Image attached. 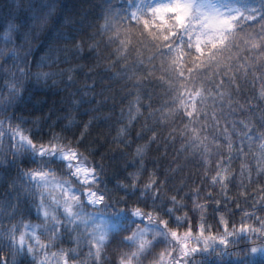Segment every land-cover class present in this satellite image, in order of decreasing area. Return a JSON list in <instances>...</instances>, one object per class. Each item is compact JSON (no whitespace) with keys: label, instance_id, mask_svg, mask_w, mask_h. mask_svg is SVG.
<instances>
[{"label":"snow or ice","instance_id":"1","mask_svg":"<svg viewBox=\"0 0 264 264\" xmlns=\"http://www.w3.org/2000/svg\"><path fill=\"white\" fill-rule=\"evenodd\" d=\"M22 7L66 67L0 75V264H264V0Z\"/></svg>","mask_w":264,"mask_h":264},{"label":"clouds","instance_id":"2","mask_svg":"<svg viewBox=\"0 0 264 264\" xmlns=\"http://www.w3.org/2000/svg\"><path fill=\"white\" fill-rule=\"evenodd\" d=\"M226 2V3H243L245 0H217V3ZM247 3H255L256 0H246ZM17 3L24 6H35L37 18L44 16L48 13V8L46 5L55 4L58 9L61 10V15H64V10L62 5L68 4L67 0H0V75L4 74L5 69L11 70L16 66H22L25 60L31 61L32 70L42 69L43 71L48 72H58L59 68L66 67V65H57V64H41L43 57L49 54L50 42H51V32L55 31V25L53 27V21L50 18L49 24L46 27L39 26L38 19L31 20L28 22L27 19L20 20L16 24V31L12 32L11 38L5 40L2 34L7 31L9 19L13 17V9L16 7ZM92 5L95 6L96 11L99 12L106 5H112L114 8L123 9L127 6V0H91ZM28 7H22L19 12L16 13L17 16L27 17ZM13 23L16 21L13 19ZM59 77L53 76L49 81L48 85L50 88L56 91V95L59 96L63 92L62 85L54 84V80H58ZM2 93H0V98H2ZM60 123L64 124L67 121V112L61 113ZM75 119L79 120L80 117L75 112L71 113ZM0 119H3L0 116ZM71 131L79 134V130L72 128ZM6 163L0 162V168H6ZM3 173L0 172V175ZM6 198L5 190L3 187H0V199ZM111 209L103 208H93L91 206H85L84 211L88 213L95 212H104L110 211ZM24 218L26 220H31L34 224L44 225L45 221L39 218L35 214L33 209V214L31 216L25 214ZM9 226V222L5 221L3 224H0V233L3 232ZM7 238L3 235H0V255H11V248L6 247Z\"/></svg>","mask_w":264,"mask_h":264},{"label":"trees","instance_id":"3","mask_svg":"<svg viewBox=\"0 0 264 264\" xmlns=\"http://www.w3.org/2000/svg\"><path fill=\"white\" fill-rule=\"evenodd\" d=\"M67 3L70 6V8H69L70 11L78 13V9L80 8V6L82 4L83 5L90 4L91 0H67ZM101 71H102V69H101ZM125 103H126V101H125ZM101 150H103V149H101ZM189 207H190V205H189ZM190 217L194 218L195 221H197V222L199 221V214L198 213H191L190 212ZM238 219L239 218L237 217V221H238ZM206 220H207V224L212 225V231H213V233H215L217 229H216V225H215V222H214V217H213V214L211 212V209H209V212L207 214ZM215 220H218V215L215 217ZM220 230L222 231L223 229L221 228Z\"/></svg>","mask_w":264,"mask_h":264}]
</instances>
